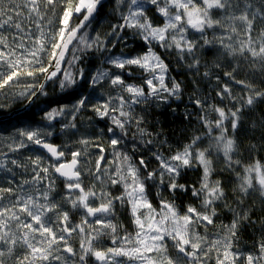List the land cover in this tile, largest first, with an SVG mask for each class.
Here are the masks:
<instances>
[{"label":"snow or ice","instance_id":"snow-or-ice-1","mask_svg":"<svg viewBox=\"0 0 264 264\" xmlns=\"http://www.w3.org/2000/svg\"><path fill=\"white\" fill-rule=\"evenodd\" d=\"M103 2L12 0L7 7L0 4V91L28 78L24 82L27 91L21 96L31 103L38 95H47L42 80H58L61 91L92 89L91 93L78 95L71 107L47 110L43 119L51 123L67 112L72 120L61 130L76 129L77 114L90 110L110 122L108 143L113 150V161L99 156L94 168H89L90 161L83 159L86 147L66 152L67 145L61 148L48 141L51 129L26 127L17 132L8 144L9 151L38 146L47 155L28 156V165L16 159L0 160V170L9 174L0 184V264H207L213 258L215 264H264V237L256 243L255 253H242L236 246L238 226L249 219L246 213H237L232 223L224 226V235L217 234L215 239L197 231L201 227L207 231L208 225H214V205L226 198L222 181L212 178L216 171L214 161L222 160L220 171L235 176L233 191L239 193L240 202L250 190L264 196V161L242 164L236 158L235 133L240 127L243 105L227 112L213 105L211 110L217 114L213 120L208 118V107L201 100H194L202 110L200 123L204 131L193 134L168 156L154 152L156 168L150 169L143 158L136 163L127 152L118 149L133 126L141 137L150 135L143 127L144 117L136 113L138 106L180 98V83H166L168 66L154 51L156 46L165 52L175 50L181 59L191 57L188 66L196 68L197 73L200 60L196 53L205 47L218 48V55L236 62L224 75L250 90L246 98L241 97L246 105L251 107L255 100L264 98V91H257L254 85L234 76L240 60L264 71V27L257 30L255 26L257 20L264 24V0H259L258 7L252 0H113V10L121 22L109 34L122 39L119 33L131 30L145 43L147 52L105 57L102 64L118 72L99 68L95 74H86L81 69L76 74L64 72L60 79L62 61L74 41V51H110L98 33L90 38L86 31ZM149 12L161 21L154 22ZM73 59L80 57L74 55ZM215 66L222 67L220 63ZM133 69H139L143 76L140 84L125 79L136 74ZM216 79L219 82V77ZM105 82L110 89L107 98L93 102L97 88H104ZM225 94L232 97L227 85L217 92L221 100ZM77 143L88 146L91 141L80 139ZM96 147L101 153L105 151L98 144ZM101 161L114 166L111 170L102 168ZM15 168L30 170V178L16 181ZM187 168L201 169L198 185L178 183L181 171ZM86 176L90 177L87 186ZM57 180L63 183L59 195ZM149 182L153 186L167 185L173 194L191 191L200 201V208L190 204L181 213L174 201L162 196L159 207L154 206L149 199ZM117 186L121 190L114 194ZM117 203L129 209L134 231L124 230L115 221ZM70 210L80 215L78 223L71 219ZM74 236L79 237L78 248L70 242ZM104 238L110 241L109 246L103 245ZM170 249L178 255L173 257Z\"/></svg>","mask_w":264,"mask_h":264},{"label":"trees","instance_id":"trees-1","mask_svg":"<svg viewBox=\"0 0 264 264\" xmlns=\"http://www.w3.org/2000/svg\"><path fill=\"white\" fill-rule=\"evenodd\" d=\"M113 9V0L103 4L98 15L86 29L90 38H94L98 33L106 41L110 51H97L92 48L81 52L72 49L66 71L72 69L73 74H76L82 69L86 74H95L96 69L104 68L105 70L111 69V71L118 72L119 70L112 68V66L102 64L105 57L120 56L121 54L124 56H136L147 52L145 43L134 36L131 30L120 32L119 36L122 39L109 34L112 32L113 26L121 22L119 14ZM148 15L153 17L156 23H159L162 19L157 17L154 12H149ZM113 45L115 46L113 47ZM155 48L166 61L169 69L166 83L169 85L172 81L180 83V98L171 97L167 103L152 102L147 106H138L136 113L144 117L145 123L143 127L150 135L141 137L135 126H133L129 131V135L118 146L120 151L127 152L136 163L143 158L148 162L150 169L156 168L158 164L154 158V152L159 151L168 156L186 144L193 134H199L204 131L200 123L202 110L193 101L196 99L201 100L208 107V118L214 120L217 114L211 110V107L213 105L224 107V103L217 95V92L233 81L224 75L226 71L232 70V66L227 62H222L215 47H205L196 53L200 60L198 73L196 68H189L188 66V61L191 60V57L185 60L181 59L175 50L165 52L159 46ZM74 55L79 56L80 59L74 61ZM217 63H220L222 67H216ZM205 72L209 73L207 77L204 76ZM217 77H219V82L216 79ZM62 78L63 73L60 79ZM125 79L131 80L127 76ZM255 83L261 87L260 91H264V79H257ZM81 84H83V81H81ZM45 90L47 95H39L27 112L8 121L0 122V132L8 133L13 129H17L23 123L36 124L40 127L42 122H46L43 117L47 110L62 107L63 105L72 106L78 95L92 91V89L87 87L69 88L66 91H61L58 80L52 81ZM27 102L28 100L19 101L9 105L6 109L0 107V115L19 109ZM1 103L0 100V106ZM241 105H243L241 123L235 133L238 146L236 158L240 159L244 164L251 163L257 159L264 161V98L255 100L254 105L251 107L247 106L245 102H242L237 107ZM60 126L62 125L57 127ZM133 135H135V139H133ZM148 140L153 142L145 143ZM51 141L57 145L61 144L60 139L56 137H53ZM253 145H255V148L252 147ZM221 168L216 169L212 178L222 181L226 198L214 205L217 214L214 217V225H208L209 231L219 235L220 233H225L226 229L224 226L230 225L237 213H246L249 219L242 221L238 226V243L236 246L242 253H255L256 243L264 237V196H261L257 191H251L240 202L239 193L233 191L237 183L235 176L231 172L220 171ZM200 176L201 169L199 168L183 169L178 183L198 185ZM120 190L119 186H117L113 189V192L118 194ZM161 196L174 201L176 208L181 213L186 211L187 206L190 204L198 209L200 208V201L191 195V191H177L173 194L168 191L167 185L153 186L149 182V199L154 206L159 207ZM71 214L74 216L75 212L71 210ZM115 221L118 224H122L124 230L128 232L134 231L129 209L127 207L121 208L118 203ZM103 240L109 241L107 238ZM170 252L176 255L171 249ZM209 262L210 264H215L214 258L210 259ZM90 264H93V262H90Z\"/></svg>","mask_w":264,"mask_h":264},{"label":"rangeland","instance_id":"rangeland-1","mask_svg":"<svg viewBox=\"0 0 264 264\" xmlns=\"http://www.w3.org/2000/svg\"><path fill=\"white\" fill-rule=\"evenodd\" d=\"M12 2V0H0V4H3L4 7H7V4ZM19 2H22V0H19ZM253 4L255 6H259V0H252ZM28 25V22L25 21V26ZM256 29L259 30L261 27H264V24H262L259 20L256 21ZM10 32H14V29H10ZM33 31H35L34 26H33ZM211 38V37H209ZM164 50V49H163ZM217 52L219 53V49L216 48ZM154 51L157 52V49L154 47ZM220 59L224 63L230 64V66L235 65V61L231 58L224 57L222 55H219ZM163 59V58H162ZM164 63L166 64V61L163 59ZM65 72H70L73 73V70L70 69L66 71V68L64 70ZM133 71L136 73L135 75L132 76H127V78L131 80H127L129 83L133 84H140V82L143 80V76H141L140 70L139 69H133ZM169 71V69H168ZM168 71L166 73V77L168 74ZM64 73V72H63ZM249 74V75H248ZM235 78L236 80L240 81H246L249 84L254 85L255 90L260 91L261 87H259L258 84L255 83V81L262 80L264 79V71H262L259 67L253 68L251 67L247 62L240 60L239 61V66L237 67V70L235 72ZM28 78H24L21 83L16 84V85H10L6 89L0 91V100H1V106L2 108L6 109L9 105H12L14 103H17L19 101H25L27 99L23 98L21 96V93L26 92V88L24 87V82L27 81ZM167 82V80H166ZM227 86H229L232 90V97H228L227 94H225L226 98L223 99L224 103V109L227 112L228 109H232L234 107H237L239 104L242 102L244 103L245 100H242L241 97L246 98L248 94H250V90L245 88L242 84L236 83L235 81H232L229 83ZM107 91H110V89L107 87V82H105V87L104 88H97L94 96H93V102L96 100H103L107 98ZM92 92V91H91ZM90 92V93H91ZM65 106V105H63ZM71 107L70 105H67ZM78 115V120L75 121L77 123V128L76 129H65L61 130L62 126L65 123L71 122L72 118L71 115H69L67 112L63 116H58L55 120H53L51 123L48 121L42 122L40 127L36 124H21L20 127L17 129H13L9 131L8 133L6 132H0V153L6 152L8 155L7 157L0 155V160H5L10 161V159H16L20 163L28 165L29 161L27 159L28 156H35L36 154H43L46 156V154L39 149H37L35 146H32L30 148H25L21 149L19 152H11L8 149V144L12 142V138L16 137L17 132L19 130H22L26 127H31V128H40L42 131H47L48 129L52 130V135L50 137H47L48 141L52 143L53 137H56L60 139L61 144H58L61 146V148H64L65 145H67V148H64V150L67 152L69 150H76L80 149L82 147H86V152L87 155L83 157V159H86L90 161V163L87 165L89 168H94L95 166V161L99 156H104L105 160L108 162L113 161V155H112V148L109 146L108 140L111 134L107 132V128L110 126V122L107 119H101L99 118L94 112L90 110H82L81 113L77 114ZM58 125H62L60 127H57ZM225 125L229 126V122L225 121ZM80 139H88L91 141V143L88 146H81L80 144L77 143L78 140ZM54 143V142H53ZM102 146L105 151L101 153L99 151V148L96 147V145ZM206 146V145H202ZM67 159H70V156L66 157ZM244 164V163H242ZM101 166L103 167H113L114 165L111 164H106L105 161H101ZM214 167L221 168L223 167L222 160L220 161H214ZM14 171L17 173V176L15 177L16 181H20L25 177L30 178V170L28 172H25L23 169L15 168ZM9 174L0 170V184H3L5 182V178ZM90 177H85V185L87 186L88 180ZM57 195H59L60 191L63 190V183L61 180H57ZM251 192V190H250ZM71 212V210H70ZM75 212V211H74ZM71 219L73 222L78 223L80 220V215L75 212V215L72 216L71 214ZM197 231L201 233L202 235H207L211 239H215L217 234H214L213 232L211 233L209 231V228L207 226V231H205L204 228H197ZM224 233H220V236H223ZM74 247L78 248L79 247V237L74 236L71 241H70ZM103 245L109 246L110 241H102ZM172 242L169 241V244L171 245ZM174 251V254L176 253L174 249H171ZM170 254L173 257H176L178 254L173 255V253L170 252ZM94 264V262H93ZM207 264H210L208 261Z\"/></svg>","mask_w":264,"mask_h":264},{"label":"water","instance_id":"water-1","mask_svg":"<svg viewBox=\"0 0 264 264\" xmlns=\"http://www.w3.org/2000/svg\"><path fill=\"white\" fill-rule=\"evenodd\" d=\"M109 0H104L103 4L107 3ZM102 8V7H101ZM100 8V9H101ZM100 11V10H99ZM97 16V15H96ZM76 42H73V45H75ZM73 45H69V49L68 51L65 53V58L64 61H62L61 64V73L58 74L59 78L61 77L62 73L64 72L66 66H67V62L71 56V50L73 49ZM51 70V69H50ZM55 80H49V81H42L44 83L45 89L49 86V84ZM39 97V95L35 98H33V102H27L26 104H24L23 106L19 107V109L10 111L9 113L6 114H1L0 115V122H5L8 121L9 119H13L14 117L20 116V114H23L25 112H27L30 109V106L34 103V101ZM54 145H57L55 143H53ZM60 146V145H57ZM37 149H39L40 151L44 152V150L40 149L38 146H35ZM61 147V146H60ZM45 153V152H44ZM46 154V153H45ZM47 155V154H46Z\"/></svg>","mask_w":264,"mask_h":264}]
</instances>
